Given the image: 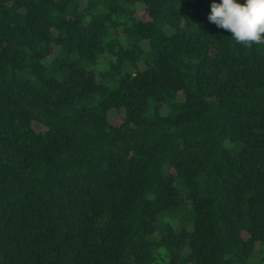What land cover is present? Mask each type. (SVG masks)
Here are the masks:
<instances>
[{
  "label": "trees",
  "instance_id": "16d2710c",
  "mask_svg": "<svg viewBox=\"0 0 264 264\" xmlns=\"http://www.w3.org/2000/svg\"><path fill=\"white\" fill-rule=\"evenodd\" d=\"M210 2L0 0V264H264V43Z\"/></svg>",
  "mask_w": 264,
  "mask_h": 264
},
{
  "label": "clouds",
  "instance_id": "9594fccd",
  "mask_svg": "<svg viewBox=\"0 0 264 264\" xmlns=\"http://www.w3.org/2000/svg\"><path fill=\"white\" fill-rule=\"evenodd\" d=\"M207 20L237 44L264 43V0H211Z\"/></svg>",
  "mask_w": 264,
  "mask_h": 264
},
{
  "label": "rangeland",
  "instance_id": "374dc122",
  "mask_svg": "<svg viewBox=\"0 0 264 264\" xmlns=\"http://www.w3.org/2000/svg\"><path fill=\"white\" fill-rule=\"evenodd\" d=\"M114 120V119H113Z\"/></svg>",
  "mask_w": 264,
  "mask_h": 264
}]
</instances>
